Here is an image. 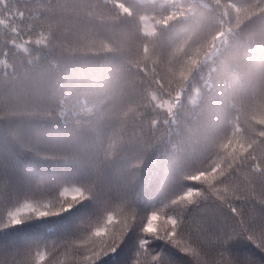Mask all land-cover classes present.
Wrapping results in <instances>:
<instances>
[{
  "label": "trees",
  "instance_id": "16d2710c",
  "mask_svg": "<svg viewBox=\"0 0 264 264\" xmlns=\"http://www.w3.org/2000/svg\"><path fill=\"white\" fill-rule=\"evenodd\" d=\"M262 91L264 0H0V258L53 259L119 208L128 229L96 264H195L144 225L161 211L193 233L233 218L214 199L173 201L201 188L189 177ZM74 188L87 198L61 199ZM25 203L58 214L13 225ZM224 254L264 264L243 236Z\"/></svg>",
  "mask_w": 264,
  "mask_h": 264
},
{
  "label": "snow or ice",
  "instance_id": "6c2138e0",
  "mask_svg": "<svg viewBox=\"0 0 264 264\" xmlns=\"http://www.w3.org/2000/svg\"><path fill=\"white\" fill-rule=\"evenodd\" d=\"M21 110L27 109L10 103L6 114L17 115ZM189 179L201 188H189L173 204L187 207L201 199H214L226 206L233 218L215 227L199 226L193 233L191 226L182 224L175 216H166L163 211L154 212L144 225L146 235L171 243L192 257L195 264H239L224 254L225 243L237 235L264 253V91L261 102L247 116V123L238 121L216 146L207 167ZM60 196L71 202L87 198L79 188L65 189ZM71 206L69 203L68 207ZM56 214L48 205L25 203L9 212V218L17 225L24 222L25 217L39 219ZM130 218L118 208L106 216L102 226L83 239L60 246L53 259H49L46 251H36L34 256L18 253L0 258V264H45L46 257L47 264H61L58 257L69 252L74 264H96L109 247L114 249L120 241ZM147 244V240L140 242L141 248Z\"/></svg>",
  "mask_w": 264,
  "mask_h": 264
},
{
  "label": "rangeland",
  "instance_id": "374dc122",
  "mask_svg": "<svg viewBox=\"0 0 264 264\" xmlns=\"http://www.w3.org/2000/svg\"><path fill=\"white\" fill-rule=\"evenodd\" d=\"M221 39H222V37H221ZM220 44L221 42L220 41H218V42H216V44ZM218 51V48H217V46L215 45L214 47H213V49L211 50V52H210V54L208 55V57H211V56H213L216 52ZM128 207V206H127ZM93 211H95V210H93V207L91 208V212L93 213ZM124 212H126V213H129V211H124ZM98 213V212H97ZM97 215V214H96Z\"/></svg>",
  "mask_w": 264,
  "mask_h": 264
}]
</instances>
